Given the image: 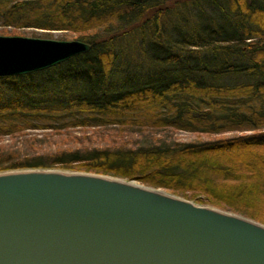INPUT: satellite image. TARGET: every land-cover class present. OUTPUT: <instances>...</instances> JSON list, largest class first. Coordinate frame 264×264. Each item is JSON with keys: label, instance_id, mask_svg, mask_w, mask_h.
Segmentation results:
<instances>
[{"label": "trees", "instance_id": "obj_1", "mask_svg": "<svg viewBox=\"0 0 264 264\" xmlns=\"http://www.w3.org/2000/svg\"><path fill=\"white\" fill-rule=\"evenodd\" d=\"M0 24L90 44L42 70L0 76V88L38 96L0 102V137L69 127L117 135L47 155L0 143V171L116 176L264 224V0H0ZM175 130L196 138L153 135ZM126 132L149 138L128 145Z\"/></svg>", "mask_w": 264, "mask_h": 264}, {"label": "water", "instance_id": "obj_2", "mask_svg": "<svg viewBox=\"0 0 264 264\" xmlns=\"http://www.w3.org/2000/svg\"><path fill=\"white\" fill-rule=\"evenodd\" d=\"M78 40L0 35V76L84 53ZM0 264H264V224L135 180L0 171Z\"/></svg>", "mask_w": 264, "mask_h": 264}, {"label": "rangeland", "instance_id": "obj_3", "mask_svg": "<svg viewBox=\"0 0 264 264\" xmlns=\"http://www.w3.org/2000/svg\"><path fill=\"white\" fill-rule=\"evenodd\" d=\"M170 20L172 22L176 21L175 18H170ZM12 32L13 29L11 26H2L0 24V35H21L27 37L51 38L59 40L76 39L73 34L62 30L47 31L33 27H22L16 28L15 33ZM15 96L20 97L22 100L38 98V96L34 95L33 93H27L25 97L21 94L20 91H12L7 87L0 88V102L7 101ZM124 135V142L128 145H136L141 143L142 141H147L146 139L149 138L148 132H143L142 135L134 134V136H130L126 132L124 133ZM153 135L172 138L181 141H189L194 140L196 138L195 134L184 130H175L173 132H155ZM205 137V135H201V138L205 139ZM113 138L117 139V135H115V130H107V128L105 129L102 127H85L83 129H81L80 127H69L66 129H60L59 131L37 128L23 130L22 134L15 136L14 138L6 135L1 136L0 143L12 145L15 148L21 147V152L19 151L20 154L24 152V146L25 151H29L30 149L33 150L32 152H40L43 155H47L55 152L58 149L64 148L73 149L75 147L81 146H103L106 143H110Z\"/></svg>", "mask_w": 264, "mask_h": 264}]
</instances>
